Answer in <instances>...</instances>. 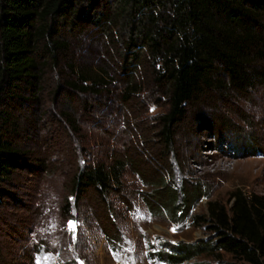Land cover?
I'll return each mask as SVG.
<instances>
[{"label": "rangeland", "instance_id": "374dc122", "mask_svg": "<svg viewBox=\"0 0 264 264\" xmlns=\"http://www.w3.org/2000/svg\"><path fill=\"white\" fill-rule=\"evenodd\" d=\"M56 39L65 43L57 60L40 58L35 85L21 84L4 100L3 134L27 164L0 180V264L230 263L231 254L223 251L182 263L169 255L180 241L215 236L206 222L210 200L230 206L238 190L264 197L225 171L249 150L264 148V116L251 114L264 109L257 101L264 96V77L242 92L209 89L190 104L174 144L164 148L155 132L156 119L167 109L166 96L145 84L143 70H137L139 92L125 101L120 48L95 24L84 16L70 17ZM252 66L264 70V60L255 59ZM100 67L112 77L101 92L69 89L67 82L77 80L78 73ZM221 79L227 81L224 75ZM132 155L146 173L164 177L172 188L205 184L207 196L188 216L155 212L148 204L154 187L147 181L158 180L149 173L143 178L129 166L122 186L109 197L113 209L107 214L92 195L75 204L70 183L78 165Z\"/></svg>", "mask_w": 264, "mask_h": 264}, {"label": "trees", "instance_id": "16d2710c", "mask_svg": "<svg viewBox=\"0 0 264 264\" xmlns=\"http://www.w3.org/2000/svg\"><path fill=\"white\" fill-rule=\"evenodd\" d=\"M73 16H84L120 48L125 101L139 92L137 70H143L147 86L162 90L167 109L156 119L155 135L164 148L174 144L190 104L209 89L242 92L264 77L263 69L252 66L255 59L264 60V0H0V180L27 164L3 134L5 97L21 84L35 85L40 58L57 60L65 45L56 39L59 28ZM111 79L100 67L67 84L79 93H99ZM129 166L143 178L151 175L133 155L78 165L70 183L75 204L92 195L107 214L113 209L109 197L122 186ZM149 178L158 180L147 181L154 187L148 204L155 212L188 216L207 196L205 184L172 188L164 177ZM65 212L71 213L70 202ZM206 222L215 236L180 241L169 255L173 261L223 251L233 258L228 264H264L263 196L238 190L230 206L210 200Z\"/></svg>", "mask_w": 264, "mask_h": 264}, {"label": "bare ground", "instance_id": "6f19581e", "mask_svg": "<svg viewBox=\"0 0 264 264\" xmlns=\"http://www.w3.org/2000/svg\"><path fill=\"white\" fill-rule=\"evenodd\" d=\"M257 101L261 105L264 104V96H259L257 98ZM243 106H248V104H244ZM251 114L255 118L261 119V117L264 116V109L263 108H260L259 110L252 109ZM196 153L200 154L199 155L200 158H203L201 156L200 149L196 150ZM246 153H248L247 154L248 156L239 158L238 160L234 161L230 166H227L225 171H227V173L231 172L239 176L238 177L239 179L240 178L245 179L246 183L248 182V184H250L254 190L264 193V148L259 149L258 152L249 150Z\"/></svg>", "mask_w": 264, "mask_h": 264}, {"label": "snow or ice", "instance_id": "6c2138e0", "mask_svg": "<svg viewBox=\"0 0 264 264\" xmlns=\"http://www.w3.org/2000/svg\"><path fill=\"white\" fill-rule=\"evenodd\" d=\"M70 227L74 230L75 229V224H71Z\"/></svg>", "mask_w": 264, "mask_h": 264}]
</instances>
